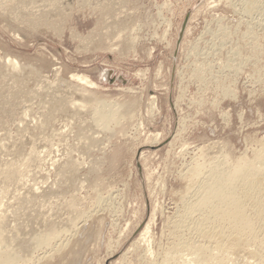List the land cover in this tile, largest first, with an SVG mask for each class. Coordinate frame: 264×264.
<instances>
[{
    "label": "rangeland",
    "instance_id": "rangeland-1",
    "mask_svg": "<svg viewBox=\"0 0 264 264\" xmlns=\"http://www.w3.org/2000/svg\"><path fill=\"white\" fill-rule=\"evenodd\" d=\"M14 1L0 0V264H186L183 245L214 246L197 192L264 150V0H102L107 16L57 18ZM250 199L251 228L223 223L213 264H264Z\"/></svg>",
    "mask_w": 264,
    "mask_h": 264
},
{
    "label": "bare ground",
    "instance_id": "bare-ground-1",
    "mask_svg": "<svg viewBox=\"0 0 264 264\" xmlns=\"http://www.w3.org/2000/svg\"><path fill=\"white\" fill-rule=\"evenodd\" d=\"M104 1L102 0H41L40 6L42 5L45 6L47 4L50 10L53 9L55 11V13L51 15L57 18V17H60L64 13L74 10L75 8L76 9L81 8V10L85 9L87 6L88 8H90V6L93 3L97 4L95 6V9L96 7H97V10L100 9L99 13H101L100 12L101 10L104 12V9H106L105 7H108L110 4L114 3V2L113 3L107 2L109 0H107L106 2ZM102 2L108 5L105 6V4H103ZM117 4H120V1L119 3L117 2ZM11 5L12 3L10 4V6ZM17 5L15 6L17 7ZM98 5H99V9H98ZM100 6L101 8L103 6L105 7L104 9L103 8L101 9ZM111 6L114 10H116V8H114L113 5ZM2 8L4 7L2 6ZM113 9L111 11H113ZM105 11L107 13V9ZM108 13H111V12H109L108 10ZM14 15L16 17L17 14H14ZM12 67L14 68L13 69L14 73L16 72V70L17 72H20L17 69L18 66H12ZM17 79L19 78L17 77ZM77 80L87 83V80L83 77L77 78ZM111 120L112 118H109L108 122H110ZM256 156H257V163L255 165L249 164L244 167H241L240 169H234L231 172H229L230 170H226L223 173L222 172L211 173L210 178H209L210 180L208 181V183L205 185V187L204 186L201 187L199 192H197L198 193L197 200H199L200 202L199 204H197V201H196V204L195 203L194 204L198 205L199 210L213 212L214 214L217 215L213 224H210L211 225L210 229L208 228L207 230L206 227L204 226L205 229L202 228L200 231H198V234L201 237H203V239L206 238L210 242L213 241L214 246L206 247L205 245L204 247L202 246V244H200L201 246H194V244H192L193 247H188L189 246L188 245L186 248V245H183L181 250L184 251L185 249L186 251H189L190 252L189 255L191 256V257L189 256L191 258L190 259L191 261L188 260L189 262L186 264H213L214 253H216L217 255L223 252V250L224 251L226 250L225 249L226 243H224L223 241L226 242V239H231V235L226 236L224 240V236L222 237V235L220 234V230H219V228L222 226L223 223L227 222L229 225H232L231 228L238 231V233L240 234L244 233L245 230H249L251 228V224L249 222L250 220L246 216V211L243 205V200H242L243 198H249L250 195L253 194V200L250 199L251 201H253L251 207L257 213L255 214V215H258L257 218L261 216L260 218L264 224V218H263L264 217V150H262ZM238 186L241 187L240 190L242 191V194H243L242 196L237 195L238 193L235 192V189ZM245 186L247 187V189H245ZM195 211H196V208H195ZM146 231L147 229L144 232L147 233ZM0 236H1V231H0ZM55 237H56L55 234L41 236V237L36 238L35 240L36 243L35 242L34 243L37 247L48 246L50 241ZM232 239H235V238H232ZM0 240H1V237H0ZM53 240H56V239H53ZM235 241L239 243L241 242V238L235 239ZM209 247L213 249L210 250ZM5 254L6 253H4V255ZM4 258H5L4 260L5 264H14L16 262L14 261V258L9 254H6ZM167 259L173 260V255L172 254L169 255ZM219 263L221 264L220 261L216 262L215 264H219Z\"/></svg>",
    "mask_w": 264,
    "mask_h": 264
}]
</instances>
